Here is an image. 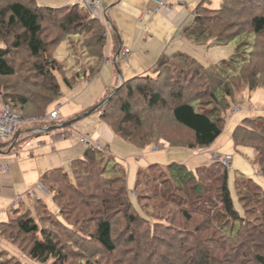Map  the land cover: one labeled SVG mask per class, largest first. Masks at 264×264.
I'll list each match as a JSON object with an SVG mask.
<instances>
[{
  "label": "rangeland",
  "instance_id": "1",
  "mask_svg": "<svg viewBox=\"0 0 264 264\" xmlns=\"http://www.w3.org/2000/svg\"><path fill=\"white\" fill-rule=\"evenodd\" d=\"M3 1L0 0V7L3 6ZM38 1L41 3L44 0ZM157 1L171 5V12L178 7L177 22L169 21L168 16L171 12L166 13L164 10L161 13H164L165 16L158 12L152 19L146 18L143 23L137 22L135 13L142 10L139 2L132 3L131 8L128 9V4L123 1L109 11L105 10L106 7L104 8L103 4L101 5L103 20H99V24L103 28L108 27L106 23L110 18L116 22L117 30H120L119 26L122 22V28L125 29V32L122 30L118 33L120 41V44L117 43L118 50L113 45L111 32H108L107 35L106 31L105 57L100 62L94 61L92 49L86 47L92 31L61 29L59 27L63 16L61 13L57 11L54 14L43 13L45 20L41 25L43 30L41 40L46 53L44 54L45 59L43 58L42 61L54 63L55 80L59 82L61 94L58 102L54 103L55 105L48 111V114L59 108V117L61 115L64 119H70L72 115L79 114V112H75L77 107L81 110L79 121L68 126L56 127L55 130L62 131L59 134L62 141H68L71 147L75 148L74 150L81 151L79 158L84 150L91 149L97 151L96 158L104 162L108 158L105 155L106 152H110L114 157L110 160V165L117 162L124 166L128 193L126 197L132 205L129 212L138 217L137 223L128 224L116 211L111 212L112 241L115 249L113 252H106L94 238L95 217L97 216L94 214L95 211H85L84 204H80L76 197H73V199L70 198L72 205H67L65 208V217L57 218L58 208L52 200L53 192H50L45 184L39 183L38 185L45 188L44 191L34 192L36 199L27 197L24 200H28L30 203L24 204L23 200L20 203L22 205L15 209L19 213L29 211L28 215L33 216L38 226L49 227L53 234L62 238V242L67 241L66 236L71 238L72 246L67 247L70 253L66 264H192L194 252L198 251V243L201 242L199 241L200 238L206 241L215 239L213 244L212 242L211 244L204 243L201 246L203 251L210 250L209 254L213 256V259L210 260L211 264H228L224 257L228 255L234 245L238 246L239 242L235 244L236 241H230L228 237H224L227 242L223 241L224 238L218 234L214 224L208 222L204 214L201 215L199 212L192 211L190 221L181 215L176 203L178 198L180 196L185 197V194H176L177 190L172 188L174 185L171 180V172L167 169V165L171 163L184 166L188 172L195 174L196 181L201 180V177L196 174V168L199 167L208 169L215 165L220 171L228 173V188L234 208L245 219L242 225L240 223L236 225L244 233L241 235L244 241H241L238 247L248 249L250 244L247 243L253 242L256 233L260 232L258 224H260L261 219H257V216H260L259 212L262 206L256 203L260 198L254 197V190L244 193L243 188L242 199L235 189L234 181L242 175L244 178L251 179L264 191V175L261 176L258 173L259 169L253 162L255 160L253 148L263 149L264 141H246L242 144L244 147L235 148L232 142V133L245 118L264 117V52L263 56L261 54L262 48H264V36L253 35L246 25L247 19L241 18L227 23L224 34H229L231 37L236 35V38L229 43L219 45L223 42H218L217 39L208 40L205 44L195 42L187 39L183 33L191 25L192 13L200 0ZM59 2L61 3L57 4L56 2L53 6L62 7L61 9L66 10L67 5H74L77 0H69L67 4L66 0ZM205 2L213 9H218L222 4V0H207ZM127 18H129L127 21L129 25L125 24ZM108 29L110 28L108 27ZM20 33L17 31L15 35ZM3 41L7 48H11L13 36H5ZM240 41L251 44V46L244 47L245 45H240ZM237 46L239 47L238 50L236 49ZM245 48L247 49L244 50ZM122 49L130 51L127 57L129 59L120 58ZM235 51L239 53V63H233V66L239 64V67L236 71L233 70L227 84H225V89L227 88L230 95L225 94L224 88L216 89L218 83L215 80H221L220 76L215 72L200 70L195 65L188 66L185 69L186 75L179 76L180 82H177L179 83L177 86L180 85L184 89V98L187 101L189 99L195 100L194 103L198 111L216 110L223 122L221 134L209 147L199 148L195 146L192 133L173 121L169 108L156 107L155 110H147L144 99L137 96L133 99L131 106L138 114V123L120 125L121 115H119L118 107L126 101V91L124 87H121V78L127 81L130 75L136 77L146 73V71L152 74V70L176 53L188 56L197 64L208 67L210 65L217 66L223 61L230 60ZM146 52L150 54L148 58L145 57ZM171 54L172 56H170ZM106 59L108 63L104 62ZM8 61L14 69V75L0 78L1 95L7 96L2 105L15 109V113L23 118L24 122L18 131L28 132L21 135L24 141L20 142L22 147L27 148L30 146L33 137L50 132L49 124L53 125L56 122V120L47 119L48 114L42 115V109L34 108L32 103L36 97L45 94L46 84H53L50 82L53 80H48L43 78L40 73L38 74L35 66H39L42 61L32 59L25 44H21L18 49L12 50ZM97 62H99L100 69L93 76L91 69L97 65ZM44 67L47 68L48 66L45 65ZM84 71H90V75L84 77ZM169 72V74L165 73V76L168 75L171 82L174 80L172 77H177V74L174 69ZM249 76L256 78L252 90H250L246 79ZM63 78L68 80L70 89L61 81ZM112 82L118 84L107 90L109 83ZM117 88H119L118 91L111 95L112 91ZM210 89L216 90L215 93L219 101L209 98ZM19 97L25 98L28 102V105L23 109L21 104L16 102L18 100H15ZM111 98V103L105 105ZM96 107H98V112L103 111L107 114L110 119L109 123L120 133H113L111 128L101 121L99 113L85 115ZM69 113L73 114L70 115ZM77 117L76 119H78ZM74 119L72 121L76 120ZM102 124H105L114 136L113 144H109L110 149L93 136H89L97 133ZM120 134L122 136L129 134L127 136H130L138 144L125 142L119 136ZM82 137H86L89 143L80 144L79 138ZM225 155L232 156V168L229 171L218 162V157ZM75 159L77 158H73L63 165V169L69 176H72L69 165ZM150 166H152L151 169ZM138 172H142V174L138 178L140 182L135 187ZM214 180L213 177H210V183L203 181L204 186L209 187L208 190L203 194H194L187 200L190 203L196 202L195 205L201 204L203 206L205 203L202 200L210 198L209 203L211 202V205H207L205 210L210 212V217L215 218L217 226L227 222V231L232 233L234 223L229 221L224 214L218 199V188L221 181L214 182ZM191 182L193 183V181ZM103 183L104 181L98 178L95 172L89 184L86 183V186L81 188L79 192L89 199L97 194L95 189L97 186L102 187ZM117 187L118 185H114L113 190L115 192L112 191V194L118 192L116 191ZM163 193L165 194L163 195ZM69 197L71 196L66 195L61 203L67 202ZM39 199L45 202L52 214H55V216H51L52 220L57 218L61 225L57 223L51 225L50 221L47 220L48 212L43 213L40 209L37 212L38 209L33 208V204ZM253 200L254 202H252ZM77 204L81 205V212L78 214L80 209L75 206ZM14 212L11 208L3 209V214L6 216L9 214L7 221L15 214ZM38 215H41L42 221L39 220ZM6 232L7 234L11 232L12 237L18 236V242L22 248L27 246V237L18 235L14 229H6ZM247 234L251 236L250 241L244 237ZM72 247L76 251L71 249ZM261 247H264V243L256 241L252 251L261 252L262 250L264 253ZM0 264L40 263L30 260L26 252H22L8 241L0 238Z\"/></svg>",
  "mask_w": 264,
  "mask_h": 264
},
{
  "label": "trees",
  "instance_id": "2",
  "mask_svg": "<svg viewBox=\"0 0 264 264\" xmlns=\"http://www.w3.org/2000/svg\"><path fill=\"white\" fill-rule=\"evenodd\" d=\"M205 1L207 0H200L192 13V23L183 33L187 39L203 44L208 40L217 39L218 42H223L219 45H224V43H229L236 38V35L231 37L229 34H224L227 23L229 24L230 21L232 22L241 18L247 19L246 25L253 35L264 36V0H222V4L218 9L211 8ZM66 7V10H64L61 9L62 7L58 6L42 5L39 4L37 0H29L28 2L26 0L3 1V6L0 7V78L11 77L14 75V69L9 64L8 58L11 51L18 49L21 44H25L32 59L42 61L46 50L41 40V34L43 32L41 25L43 20H45L43 13L46 12L54 14V12L57 11L63 15L59 24L61 29H72V31L83 30L86 32L92 31V35L90 36L86 47L92 49L91 51L94 61H102L105 57L104 50L107 35L108 32H111V29H108V27L103 28L101 24H99L100 22L98 19L91 18L90 15L78 5H67ZM106 26L108 25L106 24ZM17 31H20L21 33L15 35ZM215 31L216 33H214ZM111 33L115 35L113 30ZM8 35L13 36L11 48H7L6 43L3 41V37ZM118 38L119 37L115 35V47H117ZM1 44H3V46H1ZM240 45H245L244 47L251 46V44H247L244 41H240ZM237 47L236 49L238 50L239 47ZM246 49L247 48L244 50ZM263 52L264 48H262V56ZM238 55L239 53L235 51L230 60L223 61L217 66L210 65L204 67L197 64L190 57L181 53H176L166 62L160 63L157 68L152 70V74L146 72L139 76L129 78L127 81H124V84L121 86L124 87L126 91V101L118 107L119 115H121L120 125H135L138 123V114L131 106L133 99L137 96L138 98L144 99V103L148 108L147 110H155L156 107L165 109L169 108L173 121L192 133L195 146L199 148L209 147L221 134L223 122L220 120L216 110L198 111L194 103L195 100L189 99L187 101L183 96V87L180 85L177 86L179 84L177 82H180L179 76L186 75L185 69L188 66L195 65L200 70L215 72L221 77V80H215V82L218 83L216 89H225V84H227V80L230 78L233 70L236 71L237 67H239V64H237V66L234 65L235 67L233 66V63H239ZM99 62H97V65L91 69V75L94 76L99 72ZM53 64L54 63L50 64L48 61H42L39 66H35V69L38 70V74L40 73L43 78L45 77L48 80H53V82L50 81L53 84H46L45 94H41L36 97V99L32 100L34 108L38 109L39 107L42 109V115L48 114V111L58 102V98L61 96L59 82L55 80L54 71H56V69L53 67ZM45 65L48 67H44ZM172 69L176 72L177 77H172L174 80L170 82V77H168V75L165 76V73L169 74V71ZM88 75H90V71L85 72L83 76L85 77ZM246 79L248 80L247 82L250 90H252L253 85L256 83V78L254 79L249 76ZM61 81L67 88H71L66 78H63ZM210 90L209 98L217 101L219 98H217L215 93L216 90ZM225 90V94L230 95L227 88ZM6 98L7 96L1 95L0 92L1 105L5 103ZM15 100H18L16 102L21 104L20 106L22 109L28 105V102L23 97L16 98ZM111 100L112 98L109 99L105 105H109ZM4 107L10 108L15 112V109L9 106ZM92 113H99L101 121L106 123L113 133H120L109 123L110 119L106 113L103 111L98 112V109L94 110ZM59 124L60 122L57 121L53 125L49 124V126L55 127ZM26 132L27 131L24 133L20 131L17 132L14 145L20 144L21 141H24V138H21V135L28 133ZM127 135L129 134H126L125 136L120 134L119 136H121L125 142L138 144ZM246 141H264V117L259 116L253 119L245 118L234 129L232 133L234 147L241 148L243 142ZM253 150L255 151L254 165L258 167V173L263 176L264 148L259 149L258 147H254ZM96 152L97 151L95 150L86 149L80 158L73 160L69 165L72 176H69L62 168H55L43 173L40 177L39 183L45 184L48 186L49 191L53 192L52 200L58 208L57 218L65 217V208L67 205H72V200L70 198L73 199V197H76L80 204H84L85 211H95L94 214L97 216L95 217L96 226L94 238L106 252L110 253L115 249L114 242L112 241L111 212L116 211L128 224L137 223L138 217L129 212L132 205L126 197L128 194L126 189V169L122 164L117 162L110 165V160L114 158L110 152H106L105 155H107L108 158L104 162L103 160L96 158ZM167 166V169L171 172V180L174 185L172 188L177 190L176 194L183 193L186 197L180 196L176 203L179 206L181 215L187 221H190L192 211L199 212L201 215L204 214L208 222L214 224V228L220 236L223 238L228 237L229 240L233 242L236 241L235 244L239 242V246L241 241H244L242 240L244 238L241 237L243 233L240 231L241 228L236 225H238V223L242 225L245 219L234 208L233 199L228 188L229 174L225 171H220L215 165L208 169L199 167L196 168V174L201 177V180L196 181L195 174L188 172L184 169V166L176 163H171ZM219 166L221 167V165ZM151 167L152 166L149 168L151 169ZM95 172L97 173L98 178L102 179L104 183L102 184V187L97 186L95 189L97 194L88 199L79 191L86 186V183L89 184V181L93 178ZM141 174L142 172H138L135 187H137L140 182L138 178ZM210 177L215 179L214 182H217L218 180L221 181L218 188V199L224 214L228 217L229 221L234 223L232 233L227 231V222L217 226L215 218L210 217V212L205 210L207 205H211V202L209 203L210 198L202 200L203 203H205V205H203L204 207L201 206V204L195 205L196 202L190 203V201L187 200L194 194L205 193L209 187H205L203 181L210 183ZM191 181H193V183ZM114 185H118V189L116 188V191L118 192H116V194H112V191H114ZM234 185L239 197H242V199V195L251 190H254V197L260 198L256 202L262 206V209L259 212L260 216H257V219H261L260 224H258L260 232L256 233L257 237L255 236L253 242L251 241L247 243L250 244L248 249H243V247L234 245L228 255H225L224 258L227 259L225 260L228 264H264L263 251H252L253 245L256 241L264 243V191L261 190V187L255 184L251 179L244 178L242 175H240L239 179H235ZM55 187L56 190H54ZM243 188L245 191L242 194ZM164 194L165 193H163V195ZM66 195L71 197H69L67 202L64 201L65 204L61 203ZM252 202H254V200ZM75 206L80 209V211L77 212L78 214L81 212V205L77 204ZM33 208L38 209L37 212L39 209L42 210L43 213L48 212L49 216L47 220L50 221L51 225L53 223L61 225L57 218L54 219V221L52 220L51 216H55V214H52L48 210L47 205L42 200L39 199L35 201ZM13 211H15V214L11 216L8 221L6 220L0 223V238L8 241L22 252H26L27 257L37 263L66 264L70 253L67 247L72 246L71 238L66 236L67 241L64 243L61 241L62 238H58V236L51 232L49 227L38 226L37 223H35L33 216L28 215L29 211L23 213H19L16 209ZM40 216L41 215H38V217ZM39 220L42 221V217H40ZM6 229H14L18 235L20 234L27 237V246L22 248L18 242V236H16V238L14 236L12 237L11 232L10 234H7ZM192 234L194 235V233ZM244 237L250 241V235L247 234L244 235ZM214 240L215 239L206 241L200 238L199 241L201 242L198 243V251L194 252L192 264H211L210 260L213 259V256L209 254L210 250L203 251L201 246L204 243L211 244L212 242L213 244ZM222 240L227 242L225 238ZM71 249L75 250L73 247ZM261 249L264 250V247H261ZM1 251L8 254L6 251Z\"/></svg>",
  "mask_w": 264,
  "mask_h": 264
},
{
  "label": "crops",
  "instance_id": "3",
  "mask_svg": "<svg viewBox=\"0 0 264 264\" xmlns=\"http://www.w3.org/2000/svg\"><path fill=\"white\" fill-rule=\"evenodd\" d=\"M59 1L60 0H44L40 3L37 0L39 4L49 6H53L54 4H56V2L57 4L61 3ZM68 1L69 0H66V4L68 3ZM123 1H126V3L128 4V9L131 8L132 3H140V5L142 6V10H138L135 13V20L140 23L144 22L140 21L143 12L146 9L152 10V8L155 7V3L153 2V0H104L102 4L104 8L106 7L105 10L109 11ZM177 8L178 7L174 8L168 16L169 21H171L172 23H175V21L177 22V17L179 16V10ZM161 14L164 15V13ZM128 20L129 18L125 19L126 25H129L127 23ZM106 24L111 29V32L113 30L114 34L118 37L119 32H122V30L123 32H125V29L122 28V22L121 26H119L120 30H117L116 22L110 20V18H108V22ZM111 35L113 37V45H115V35H113L112 33ZM118 42L120 44L119 38L117 39V43ZM149 56L150 54L146 52L145 57L148 58ZM170 56H172V54ZM132 77L134 76L130 75L128 79ZM109 84L110 85H108L107 90L112 89V87L116 86L118 83L112 82ZM0 106L2 105L0 104ZM75 112H79V114L76 113L72 115L70 119H64L60 115L58 120L60 124L55 127L49 126L51 128L50 132L44 133L37 137H33V140L30 142V146H27V148L22 147V144L14 145L16 141L13 142L12 140H6L2 144H0V163H6L9 166V171L7 173L0 174V223L6 221L9 216V214L7 216L3 214V209L8 210L11 208L12 210H14L18 206L22 205L15 204L16 200H18L22 196H25L24 194L28 191L36 192V187L39 184L40 177L43 173L55 168L63 169V165L69 162L71 159L79 158L81 151L74 150L75 148H72L68 141H62V139L59 138V134L62 131L58 129L55 130V128L59 126H68V123H70L74 118L76 119L77 116V118L81 119V110H79V108L77 107ZM69 114L71 115L73 113ZM80 119H76L75 121H73V123L79 121ZM87 134L89 135L90 133ZM89 136H93L94 138H96L108 149H110L109 144L112 145L114 142V136L105 124L101 125L97 133L91 134ZM34 141L35 143H33ZM23 202L24 204L30 203V201L28 202V200H24Z\"/></svg>",
  "mask_w": 264,
  "mask_h": 264
},
{
  "label": "built area",
  "instance_id": "4",
  "mask_svg": "<svg viewBox=\"0 0 264 264\" xmlns=\"http://www.w3.org/2000/svg\"><path fill=\"white\" fill-rule=\"evenodd\" d=\"M156 4L155 9L153 10H145L140 21H144L146 18L151 19L153 16L161 13L164 10L166 13L171 12V5L166 4L165 2H160L157 0H153ZM180 2V0H178ZM74 5H78L81 9L88 12L90 17L93 19L103 20V12L101 9L102 0H77V3ZM163 8V9H162ZM102 12V13H101ZM163 12V11H162ZM130 54L128 49H122L120 51V58L126 59ZM104 62L108 63L106 59ZM49 120H59V108L51 111L47 117ZM23 118H21L17 113L12 111L11 109L0 106V144H2L6 140H12L13 142L16 141V134L18 129L21 127L23 123ZM79 143L88 144V139L86 137L79 138ZM218 162L226 169L231 170L232 168V156L225 155L222 157H218ZM9 171L8 164L0 163V174H5ZM44 187L41 185H37L36 191H44ZM35 191H28L25 193V196L20 197L16 200L15 204H20L26 197L35 198Z\"/></svg>",
  "mask_w": 264,
  "mask_h": 264
},
{
  "label": "water",
  "instance_id": "5",
  "mask_svg": "<svg viewBox=\"0 0 264 264\" xmlns=\"http://www.w3.org/2000/svg\"><path fill=\"white\" fill-rule=\"evenodd\" d=\"M118 55V54H117ZM123 83H124V80L121 78V86L123 85ZM120 87V86H119ZM118 89L119 88H117L116 90L114 89L113 91H112V94L111 95H113L114 93H116L117 91H118ZM110 95V96H111ZM99 107V106H98ZM98 107H96V108H94L91 112H89V113H87V114H85V115H89V114H91L94 110H96ZM78 119H80V118H78ZM73 123V121H71L70 123H68V125H70V124H72Z\"/></svg>",
  "mask_w": 264,
  "mask_h": 264
}]
</instances>
